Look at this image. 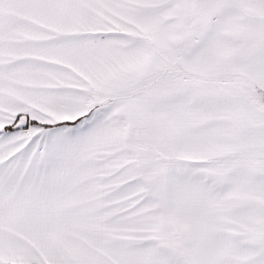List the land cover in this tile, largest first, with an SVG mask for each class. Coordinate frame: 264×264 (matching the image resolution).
Listing matches in <instances>:
<instances>
[{"label": "snow or ice", "instance_id": "6c2138e0", "mask_svg": "<svg viewBox=\"0 0 264 264\" xmlns=\"http://www.w3.org/2000/svg\"><path fill=\"white\" fill-rule=\"evenodd\" d=\"M0 264H264V0H0Z\"/></svg>", "mask_w": 264, "mask_h": 264}]
</instances>
